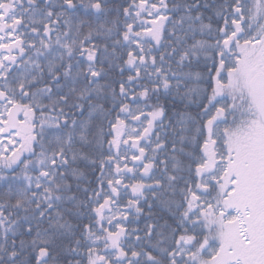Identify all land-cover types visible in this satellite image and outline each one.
<instances>
[{
  "label": "snow or ice",
  "instance_id": "snow-or-ice-1",
  "mask_svg": "<svg viewBox=\"0 0 264 264\" xmlns=\"http://www.w3.org/2000/svg\"><path fill=\"white\" fill-rule=\"evenodd\" d=\"M0 182V264H264V0H0Z\"/></svg>",
  "mask_w": 264,
  "mask_h": 264
},
{
  "label": "trees",
  "instance_id": "trees-1",
  "mask_svg": "<svg viewBox=\"0 0 264 264\" xmlns=\"http://www.w3.org/2000/svg\"><path fill=\"white\" fill-rule=\"evenodd\" d=\"M117 2L119 3H124L125 6L127 3H130L131 0H117ZM138 2V0H137ZM210 14V13H209ZM121 19H123V17H121ZM150 19V18H149ZM207 22V21H206ZM221 25H222V21H221ZM213 26L215 27V22H213ZM54 38V37H53ZM14 54H18L16 52H14ZM106 66V65H105ZM127 72L124 73V78L126 79L127 77ZM111 78H116V79H119V74H118V70L113 72L111 74ZM118 87V86H117ZM170 107V105H169ZM180 109L181 110H184L183 109V105H179ZM187 111L190 112L192 115H195L196 112H197V109L195 108V106H189L187 108ZM110 139V137H108ZM6 143V141H5ZM105 152L107 151V144H105V148H104ZM130 156H131V153L129 154V160H128V164H129V167H133V163L130 159ZM82 167V170L84 171L85 173V178L83 179L82 181V187H89L90 189L92 188H98V182H97V177L100 176V168L98 165L96 166H88V167H84L83 165L81 166ZM107 171V169L105 170ZM131 174H129L130 176ZM135 181H130L129 179L125 178L124 180V183H133ZM146 182H150V181H147ZM0 187H2V182H0ZM105 190H107V185H106V182H105ZM78 195L81 196V198H83V193H79ZM130 198V189H129V195L127 196H124L123 200L121 201V205H124L127 203V200ZM147 210V209H146ZM153 212L156 214V215H165V213L161 212L160 209L157 207V208H154L153 209ZM131 219V217H130ZM162 222V221H161ZM144 223H145V217L144 216H141L139 221L136 223V224H129V228H133V227H140V228H143L144 227Z\"/></svg>",
  "mask_w": 264,
  "mask_h": 264
}]
</instances>
